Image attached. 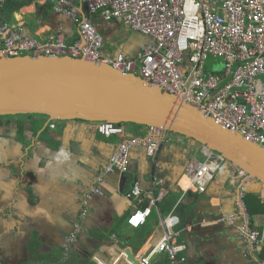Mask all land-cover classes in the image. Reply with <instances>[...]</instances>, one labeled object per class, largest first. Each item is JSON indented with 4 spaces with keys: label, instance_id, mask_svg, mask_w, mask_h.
<instances>
[{
    "label": "crops",
    "instance_id": "0c3cea01",
    "mask_svg": "<svg viewBox=\"0 0 264 264\" xmlns=\"http://www.w3.org/2000/svg\"><path fill=\"white\" fill-rule=\"evenodd\" d=\"M73 2L79 4V0ZM12 15L25 32L27 26L39 40L57 31L69 43L79 37L71 19L55 13L45 0H29ZM0 17L3 18L2 10ZM113 22H104L110 23L106 33L110 40H104L110 44L112 40L120 42V26ZM142 42L141 36H135L132 47ZM102 51L109 57L116 49ZM45 122L44 117L33 115L0 120V264H99L97 259L111 264L122 251L137 264L139 257L164 234L162 218L170 212L178 217L174 238L185 243L189 264H264V215H255L250 224L262 232L258 247L249 246L241 237L239 219L235 223H211L220 214L228 215L237 209L236 175L232 167L227 172L224 161L218 163L215 154L210 159L218 168L205 191L198 192L188 176L193 162L209 158L203 147H194L182 137L167 133L156 154L160 168L158 180L154 181L158 175L154 162L143 147L132 146L127 184L120 192V174L104 173L109 157L123 140L145 135L146 127H123L121 135L103 136L90 122ZM100 175L103 179L98 182ZM184 178L188 182L183 188ZM134 180L150 195L163 192L147 222L136 228L139 231L126 224L128 214L136 207L126 195ZM93 185L103 194L91 196L89 212L80 223L82 232L64 255L65 236L73 229L82 198ZM259 197L264 202V191ZM164 198L168 206L175 201L162 208L159 204ZM160 258L162 254L155 255L151 264ZM119 261L128 264L121 258Z\"/></svg>",
    "mask_w": 264,
    "mask_h": 264
},
{
    "label": "built area",
    "instance_id": "2783aa9c",
    "mask_svg": "<svg viewBox=\"0 0 264 264\" xmlns=\"http://www.w3.org/2000/svg\"><path fill=\"white\" fill-rule=\"evenodd\" d=\"M6 1L0 0V10ZM45 1L51 4L53 11L74 22L78 39L69 43L57 31L39 40L27 34L18 20L12 22L3 16L0 17V58L28 53L106 62L124 74L137 75L195 105L221 126L264 148V0H79V4L73 0ZM83 4L89 16L81 13ZM90 17L97 23L120 21L151 40L142 43L135 56L115 53L105 57L103 35ZM209 57L220 58L224 63L223 70H206L205 62ZM54 126V123L50 124L51 128ZM146 128L145 135L120 142L109 157L104 173H127L132 146L145 149L158 173L160 165L155 158L168 132L159 126ZM96 130L103 136L124 133L122 126L106 121L97 123ZM231 167L239 188L237 209L211 223H235L239 219L237 228L241 237L249 246L258 247L262 232L250 225L243 202L242 185L249 178L242 169ZM216 168L210 158L193 162L189 168L190 184L198 192H204ZM158 177L159 173L154 176V181ZM101 180L102 175L97 181ZM91 191L100 192L95 187ZM126 195L136 204L128 214L126 224L135 229L145 224L163 192L150 195L134 180L127 187ZM87 203L83 198L79 218L66 237L68 244L81 233V220L88 214ZM162 223L164 234L139 257L137 264H151L157 254L166 257L169 264H189L185 243L174 238L173 227L178 223V217L170 212L162 218ZM120 258L134 264L124 251L111 264H121L118 263ZM97 261L107 264L101 259Z\"/></svg>",
    "mask_w": 264,
    "mask_h": 264
},
{
    "label": "water",
    "instance_id": "95a60500",
    "mask_svg": "<svg viewBox=\"0 0 264 264\" xmlns=\"http://www.w3.org/2000/svg\"><path fill=\"white\" fill-rule=\"evenodd\" d=\"M81 13L89 16L85 4ZM90 20L102 35L104 33V40L109 41L106 33L110 23L100 25L94 18L90 17ZM113 24L123 25L120 21ZM26 31L33 36L27 26ZM135 36H141L144 44L151 40L149 36L131 30L122 42L112 40L115 53L135 56L140 49V46L132 47ZM127 48L133 49L132 53L126 51ZM1 115L42 116L46 119L45 125L51 121L81 120L95 125L106 121L159 126L182 137L186 143L191 142L194 147H203L206 157L215 154L218 163L224 161L227 172H230L231 165L242 169L249 178L242 185L245 194L260 195L264 191L263 147L221 126L195 105L145 82L137 75L124 74L106 62L68 55L28 53L0 58ZM115 172L120 174L119 191L123 192L127 184L126 173ZM91 187L100 192H92ZM91 187L83 196L88 201V210L91 196L103 194L97 186ZM238 192L239 188L237 201L240 200ZM71 245L65 241L64 255H68ZM129 258L133 259L131 254Z\"/></svg>",
    "mask_w": 264,
    "mask_h": 264
},
{
    "label": "trees",
    "instance_id": "16d2710c",
    "mask_svg": "<svg viewBox=\"0 0 264 264\" xmlns=\"http://www.w3.org/2000/svg\"><path fill=\"white\" fill-rule=\"evenodd\" d=\"M29 0H7L5 5L3 6L2 10V14L4 17H11L12 14L14 12H18V10L23 7L28 5ZM21 116V115H19ZM31 116V115H30ZM120 125L122 127H129V126H134V127H140V128H144L145 126L142 125H134V124H117ZM187 180L185 179V181L183 180L181 182L182 187L184 188L185 185L187 184ZM177 197V194H174V198ZM175 200L173 199V201L171 202V204L168 206V204L166 202H168L167 199H163L162 200V204L160 203V207L162 208H168L172 205V203ZM243 201L245 204V208H246V212L248 213L249 216V220H250V224H253V217L255 215H264V202H262L261 198L259 197V195L256 194H252V193H246L243 197ZM153 210L151 211L152 214ZM150 214V216H151ZM149 216V217H150ZM147 222V221H146ZM139 228V227H138ZM136 229V228H135ZM139 231V229H136ZM155 264H169V261L166 257L163 256V258H160L159 261H157Z\"/></svg>",
    "mask_w": 264,
    "mask_h": 264
},
{
    "label": "rangeland",
    "instance_id": "374dc122",
    "mask_svg": "<svg viewBox=\"0 0 264 264\" xmlns=\"http://www.w3.org/2000/svg\"><path fill=\"white\" fill-rule=\"evenodd\" d=\"M4 19H6V20L8 19V20H10L12 22H15L14 15H12L11 17H6ZM98 24L105 25L106 23L98 21ZM118 32H119L120 37L119 38L117 37V38H118V40L120 42H122L128 35H130L131 30L129 29L128 26L122 25V26L119 27V31ZM103 35H104V33H103ZM103 44H104L103 45V49H106V51H111L112 52V51L115 50V46L113 44H110V43L105 42V41H104ZM223 68H224V63H223V61L220 58L209 57L206 60V62H205V69L206 70L210 69L212 71H221V70H223ZM184 181H185V178H184Z\"/></svg>",
    "mask_w": 264,
    "mask_h": 264
},
{
    "label": "flooded vegetation",
    "instance_id": "af4514ba",
    "mask_svg": "<svg viewBox=\"0 0 264 264\" xmlns=\"http://www.w3.org/2000/svg\"><path fill=\"white\" fill-rule=\"evenodd\" d=\"M17 116H19V115H15V116H9V115H1L0 116V120H7V119H9V118H13V117H17ZM82 202V201H81ZM82 204V203H81ZM81 208H82V205H81ZM80 208V209H81ZM88 212H89V210H88ZM81 232H82V230H81ZM81 234V233H80ZM80 234H79V236H80ZM78 236V237H79ZM78 237H77V239H78ZM65 241H67L66 239H65ZM76 241V240H75ZM75 241L73 242V243H75ZM66 254V253H65ZM68 264H70L69 262H68Z\"/></svg>",
    "mask_w": 264,
    "mask_h": 264
},
{
    "label": "bare ground",
    "instance_id": "6f19581e",
    "mask_svg": "<svg viewBox=\"0 0 264 264\" xmlns=\"http://www.w3.org/2000/svg\"><path fill=\"white\" fill-rule=\"evenodd\" d=\"M191 186V185H190Z\"/></svg>",
    "mask_w": 264,
    "mask_h": 264
}]
</instances>
